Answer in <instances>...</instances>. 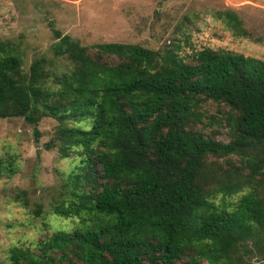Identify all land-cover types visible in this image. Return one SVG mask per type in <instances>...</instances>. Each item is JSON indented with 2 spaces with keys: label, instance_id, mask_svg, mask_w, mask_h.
Instances as JSON below:
<instances>
[{
  "label": "trees",
  "instance_id": "trees-1",
  "mask_svg": "<svg viewBox=\"0 0 264 264\" xmlns=\"http://www.w3.org/2000/svg\"><path fill=\"white\" fill-rule=\"evenodd\" d=\"M189 10L159 48L56 31L29 59L0 41V118L37 136L44 118L58 120L47 146L79 159L51 207L79 222L45 221L33 246L10 247L0 264H264V58L195 47L191 29L204 22ZM204 13L264 45L240 9ZM3 169L13 175V160ZM15 200L30 205L26 189Z\"/></svg>",
  "mask_w": 264,
  "mask_h": 264
},
{
  "label": "rangeland",
  "instance_id": "rangeland-1",
  "mask_svg": "<svg viewBox=\"0 0 264 264\" xmlns=\"http://www.w3.org/2000/svg\"><path fill=\"white\" fill-rule=\"evenodd\" d=\"M209 4L236 7L250 23L264 28V0H0V41L19 43L29 59L56 41V31L88 45L118 41L159 48L172 39L187 11L194 18L189 10L194 9L204 22L198 31L191 29L190 42L195 47L225 46L264 58L262 43L236 37L222 20L205 14ZM58 123L44 118L37 136L36 128L21 118H0V159H12L15 168L11 176L0 170V260L8 257L12 246H33L45 221L67 231L79 222L77 217L55 215L51 210L63 179L79 162L76 156L62 157L58 146H47ZM78 124L92 127L91 122ZM23 189L28 191L29 206L15 200ZM236 199L227 198L229 202ZM39 203L41 215L36 214Z\"/></svg>",
  "mask_w": 264,
  "mask_h": 264
}]
</instances>
